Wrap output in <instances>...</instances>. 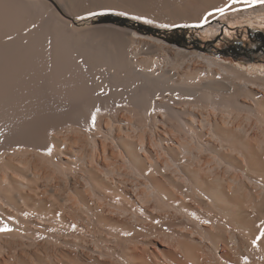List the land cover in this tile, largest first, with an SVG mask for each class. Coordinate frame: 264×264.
Listing matches in <instances>:
<instances>
[{"label":"bare ground","instance_id":"bare-ground-1","mask_svg":"<svg viewBox=\"0 0 264 264\" xmlns=\"http://www.w3.org/2000/svg\"><path fill=\"white\" fill-rule=\"evenodd\" d=\"M222 20L264 5L0 0V264H264V71L157 35Z\"/></svg>","mask_w":264,"mask_h":264},{"label":"rangeland","instance_id":"rangeland-1","mask_svg":"<svg viewBox=\"0 0 264 264\" xmlns=\"http://www.w3.org/2000/svg\"><path fill=\"white\" fill-rule=\"evenodd\" d=\"M221 22L218 24V30L213 27L158 28L157 35L184 48H198L233 65H244L250 73L252 69L263 73L264 25L241 23L240 20ZM229 49L236 51L229 52Z\"/></svg>","mask_w":264,"mask_h":264},{"label":"snow or ice","instance_id":"snow-or-ice-1","mask_svg":"<svg viewBox=\"0 0 264 264\" xmlns=\"http://www.w3.org/2000/svg\"><path fill=\"white\" fill-rule=\"evenodd\" d=\"M238 2H242L244 3L245 5H249L251 6L252 4H261V5H264V0H232V3H238ZM231 5L228 4V3H225L223 6L221 7H218L215 9L216 12H219V13H224L226 9L230 8ZM89 15H95V13H89ZM208 16L212 15L211 12L207 13ZM141 17H137V19H140ZM148 23H151V21H148ZM203 23H207V18H205L203 20ZM162 27H169V25L165 24V25H161ZM175 26V25H173ZM33 28L36 27L35 24L32 25ZM9 39H11V37H9ZM51 45V41H49V46ZM97 111H99V109H97ZM95 119H96V113L93 112L92 113V121H93V124L95 122ZM51 152V149H49V153ZM12 231V229H10L8 227L7 224H3L2 227H0V232H10ZM261 238H264V226H262L260 232H259V236L256 237V239H254L252 241V243L255 245L257 243V240L261 239ZM245 260H247V257L244 258Z\"/></svg>","mask_w":264,"mask_h":264},{"label":"trees","instance_id":"trees-1","mask_svg":"<svg viewBox=\"0 0 264 264\" xmlns=\"http://www.w3.org/2000/svg\"><path fill=\"white\" fill-rule=\"evenodd\" d=\"M227 51L232 52V51H236V50H234V49H229V50H227Z\"/></svg>","mask_w":264,"mask_h":264}]
</instances>
